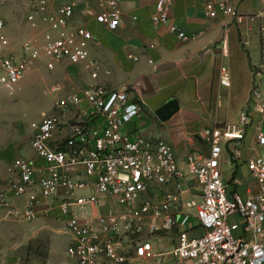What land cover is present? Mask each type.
Here are the masks:
<instances>
[{
	"label": "built area",
	"instance_id": "obj_1",
	"mask_svg": "<svg viewBox=\"0 0 264 264\" xmlns=\"http://www.w3.org/2000/svg\"><path fill=\"white\" fill-rule=\"evenodd\" d=\"M170 6L171 0H155L150 19L186 39L182 27L170 21ZM101 7L92 15L95 22L109 30L122 24L117 0H104ZM207 14L236 23L264 16L262 11L241 13L230 0H213ZM25 19L37 35L17 45L11 44L0 19V87L12 92L40 62L48 70L67 62L92 79L99 76L100 62L90 51L97 35L87 22L75 21L73 1L32 0ZM258 38L261 61L251 67L248 100L236 122L201 129L209 144L206 154L190 151L180 158L165 138L128 137L125 123L142 110L129 85L95 81L65 93H60V83L50 86L56 97L52 112L31 122L30 147L41 161L22 155L9 161L12 176L0 191L6 214L31 221L44 200L57 206L71 236L65 250L70 264H263L264 156L245 159L259 186L256 192H232L220 169L223 143L243 140L252 107L264 108V22ZM218 81H230L223 63ZM255 139L264 146V129H257ZM188 175L199 192L183 201ZM170 182L175 189L165 188ZM184 205L193 212L183 210ZM197 228L199 232H191ZM172 230L169 248L156 244L155 236Z\"/></svg>",
	"mask_w": 264,
	"mask_h": 264
},
{
	"label": "crops",
	"instance_id": "obj_2",
	"mask_svg": "<svg viewBox=\"0 0 264 264\" xmlns=\"http://www.w3.org/2000/svg\"><path fill=\"white\" fill-rule=\"evenodd\" d=\"M64 1L75 3V21L87 22L97 35L91 43V49L98 47L99 54H104L108 72L102 77L99 73L96 79H92L81 67L61 62L54 68L63 87L60 93L95 81L110 87L124 84L131 86L142 110L139 115L125 123L124 130L128 137L142 134L146 137L165 138L180 158L190 151L203 154L208 152L209 144L199 134L203 127L238 120L240 110L248 100L252 80L251 67L261 61L258 26L260 22H264V16L254 20L243 19L236 23L227 21L220 15L209 16L208 6L203 0H171L170 21L181 26L188 35L186 39H180L166 26L151 21L155 0H117L122 24L113 30L106 29L92 17L84 20L79 15L75 0ZM230 2L241 13H264V0ZM242 39L248 40L247 44L242 45ZM221 63L228 67L230 73L227 85H221L218 81V67ZM23 80L24 75L17 84L18 88H21ZM170 97L177 100L175 111L165 119H171L172 123L157 125L155 120L149 121V116L160 119L156 109ZM258 128L264 129V108L260 112L252 107L245 138L223 143L220 169L232 192H256L259 189L249 176L245 162V159L255 155L264 156V146L259 145L255 139ZM11 149L0 146V191L4 190L12 176L7 169L8 163L18 155L12 156ZM22 156L41 161L31 147ZM188 177L189 189L180 194L183 201L196 197L199 192L191 176ZM180 182L184 184V181ZM165 188L175 189L174 183H168ZM7 208L8 205L0 201V264H65V251L62 255L58 253L59 250L55 255H50L47 249L37 252L38 254L31 252L26 255V246L31 236L47 231L45 225H38V219L53 211L61 217L57 206L50 205L47 199L44 200L38 206V216L31 220L35 221L34 227L19 221L13 214H6ZM181 208L193 212V208L185 205ZM231 219L241 223L235 215ZM190 224H197L193 215L190 217ZM199 231L197 228L191 232ZM167 238L173 241L168 244L165 240ZM154 240L157 245L169 248L174 242V230L160 233ZM176 264L193 263L191 260H184Z\"/></svg>",
	"mask_w": 264,
	"mask_h": 264
},
{
	"label": "rangeland",
	"instance_id": "obj_3",
	"mask_svg": "<svg viewBox=\"0 0 264 264\" xmlns=\"http://www.w3.org/2000/svg\"><path fill=\"white\" fill-rule=\"evenodd\" d=\"M32 0H0V19L2 28L6 31L12 45H17L20 41L35 37L37 32L31 28L25 19L27 9ZM59 3L64 0H51ZM79 15L84 20L89 19L99 11L101 2L104 0H75ZM206 6H211L213 0H203ZM99 48H92L91 53L100 62L101 77L108 72L105 66L104 54H99ZM104 50V48H101ZM61 79L57 76L55 70L44 68L41 63L33 66L24 74V80L21 88L16 87L12 92L0 87V146L11 149L12 156L26 155L30 150V139L32 136L31 122L39 119L43 113H50L53 110L55 95L50 91V86L59 83ZM85 84H82L83 86ZM80 86V87H81ZM149 121L155 120L157 125L162 123L170 124V120L163 121L149 116ZM69 123L73 120H68ZM17 155V156H18ZM195 198V196H193ZM24 224H32L35 221H27L18 218ZM39 224L45 225L46 232H37L31 236L27 246L26 255L33 252H50L55 255L56 251L63 254L70 241V234L64 227V220L57 216L55 211L44 215L38 219ZM169 242L171 238L165 239ZM173 241V240H172ZM171 241V242H172ZM171 246V245H170ZM165 248V247H164ZM167 249V248H166ZM61 254V255H62ZM27 259V258H25ZM65 264H70V258L65 252Z\"/></svg>",
	"mask_w": 264,
	"mask_h": 264
},
{
	"label": "water",
	"instance_id": "obj_4",
	"mask_svg": "<svg viewBox=\"0 0 264 264\" xmlns=\"http://www.w3.org/2000/svg\"><path fill=\"white\" fill-rule=\"evenodd\" d=\"M177 100L174 97L168 98L158 109H156V114L160 119H167L176 109Z\"/></svg>",
	"mask_w": 264,
	"mask_h": 264
},
{
	"label": "trees",
	"instance_id": "obj_5",
	"mask_svg": "<svg viewBox=\"0 0 264 264\" xmlns=\"http://www.w3.org/2000/svg\"><path fill=\"white\" fill-rule=\"evenodd\" d=\"M234 173V172H233ZM233 177V176H232Z\"/></svg>",
	"mask_w": 264,
	"mask_h": 264
}]
</instances>
